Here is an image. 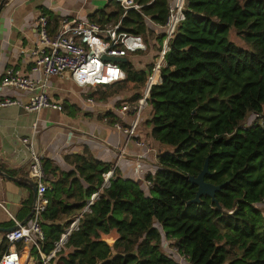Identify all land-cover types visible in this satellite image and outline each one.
Wrapping results in <instances>:
<instances>
[{
	"label": "trees",
	"instance_id": "16d2710c",
	"mask_svg": "<svg viewBox=\"0 0 264 264\" xmlns=\"http://www.w3.org/2000/svg\"><path fill=\"white\" fill-rule=\"evenodd\" d=\"M150 2L135 0L139 9L124 14L108 0L115 9L96 11L88 21L119 23V32L145 37L149 29L159 32L150 22L161 26L168 13V0ZM232 29L249 50L229 40ZM156 40L159 49L162 31ZM169 47L161 83L149 95L150 136L169 150L160 151L158 169L145 179L152 188L145 194L114 170L109 188L69 235L66 248L73 251L55 264H178L161 251L163 240L172 241L188 264H264V0H187ZM120 66L128 81H144L130 63ZM251 113L261 114V123L240 131ZM67 160L74 170L50 181L45 195V255L71 220L56 222L79 214L109 170L89 157ZM205 163V183L220 189L194 202L198 188L188 178ZM52 169L44 171L53 175ZM112 230L118 238L108 246L100 234ZM30 253L39 264L36 250Z\"/></svg>",
	"mask_w": 264,
	"mask_h": 264
},
{
	"label": "crops",
	"instance_id": "0c3cea01",
	"mask_svg": "<svg viewBox=\"0 0 264 264\" xmlns=\"http://www.w3.org/2000/svg\"><path fill=\"white\" fill-rule=\"evenodd\" d=\"M99 5L100 2L92 0H8L0 10V79L7 69H17L30 79L39 78L30 74L29 68L30 50L36 43L35 21L41 13L51 17L49 24L53 30L62 18L88 21V17L98 11ZM158 31L153 40L147 39V54L131 56L127 60L134 71L145 74L143 82L126 79L113 87L80 89L71 83L68 75L51 77L47 93L54 103L61 105L62 112L42 109L34 114L17 106L0 109V166L4 167L0 171L3 174H0V230L14 229L16 223L28 227L32 222L31 207L36 196L29 187L30 153L20 139L30 140L33 149L44 156L46 171L55 169L53 175L45 173L49 182L61 173L73 171L74 165L67 157L76 155L89 157L109 169L114 168L122 180L136 183L147 194L145 179L158 169L157 157L137 147L133 139L128 141L125 135L114 129V123L127 125L131 119L115 113L114 109L121 104L133 103L141 96L146 74L157 52L154 45L159 46L156 38L161 31ZM28 97L26 92L0 87V99L25 100ZM87 98L93 99V105L86 103ZM150 115L149 109L141 117L135 139L159 154L160 151H169L151 138ZM72 217L62 216L56 223L64 224ZM5 233L0 232V247L3 243L6 245L1 256L8 248ZM117 238L115 230L100 234V240L107 242L108 246H112ZM16 249L22 264H36L30 247L18 243ZM72 251L70 248L67 255Z\"/></svg>",
	"mask_w": 264,
	"mask_h": 264
},
{
	"label": "built area",
	"instance_id": "2783aa9c",
	"mask_svg": "<svg viewBox=\"0 0 264 264\" xmlns=\"http://www.w3.org/2000/svg\"><path fill=\"white\" fill-rule=\"evenodd\" d=\"M114 1L123 9L124 14L129 10L139 9L135 0ZM186 5L187 0H168V13L164 24L160 26L150 22L152 27L162 31L163 41L153 58L142 94L135 102L121 104L114 109V112L122 117H131L127 125L114 123V129L125 135L128 141L133 139L137 147L144 148L147 153H153L157 159L159 153L149 148L146 143L135 139V136L141 117L150 109V91L161 83V69L166 67L165 57L170 50V43L185 20ZM119 26L118 23L101 27L96 23L77 18H62L56 28L51 30L49 17L41 13L35 21L36 43L30 50L29 68V73L38 75L39 78L30 79L17 69H7L0 79V87L26 92L29 97L25 100L0 99V109L17 106L34 114L42 109L62 112L61 105L54 103L47 93V83L51 77L68 75L71 83L80 89L113 87L126 81V72L120 66L122 63L106 61L104 58L123 59L126 63L131 56L147 54L149 48L142 36L119 32ZM86 103L93 105L94 102L93 99L87 98ZM261 119V114L251 113V119L244 120L238 129L242 132L248 131L251 127L260 124ZM20 140L30 153L28 178L36 185V198L31 207V225L24 227L16 223V229L5 233L4 240L8 248L2 254L0 264H22L21 255L16 249L18 243L30 249L34 248L40 259L39 264H55L61 256L69 253L70 248H66L68 237L72 232L78 231L82 216L91 212V207L103 191L109 188L114 168L102 174L99 189L86 200L81 212L72 217L70 225L54 243L51 252L45 255L40 250V242L44 239L40 226L41 218L49 205L45 195L50 191V182L44 171L45 158L33 149L30 140ZM123 153L122 150L121 154ZM146 186L150 189L152 183L146 181ZM165 243L167 245L168 240H165ZM172 251L178 258L185 259L176 248Z\"/></svg>",
	"mask_w": 264,
	"mask_h": 264
},
{
	"label": "rangeland",
	"instance_id": "374dc122",
	"mask_svg": "<svg viewBox=\"0 0 264 264\" xmlns=\"http://www.w3.org/2000/svg\"><path fill=\"white\" fill-rule=\"evenodd\" d=\"M92 1H94L95 3L100 2L101 5L98 6V8H99L98 11H104L106 14H109L111 11H113L115 9V7L108 5V0H92ZM156 35H157V32H155L152 29H149V31L147 32V34H145V37H143V38L153 40L156 37ZM229 40L232 41L237 47H239L243 50H249V47L247 45H245L241 40H239V38L236 36L233 29L230 32ZM154 48L155 49L157 48V50H158L157 45H154ZM249 119H251V114L248 115L245 120H249ZM259 207L262 208L263 216H264V205H259ZM103 239H105V237H103ZM106 244H108V243L106 242ZM175 248L176 247L172 241H168V244L166 245L165 240H163V243L161 246V251L165 255L176 260L178 264H188L185 259H183L181 257L178 258V257L174 256L175 253H173L172 250H174Z\"/></svg>",
	"mask_w": 264,
	"mask_h": 264
},
{
	"label": "water",
	"instance_id": "95a60500",
	"mask_svg": "<svg viewBox=\"0 0 264 264\" xmlns=\"http://www.w3.org/2000/svg\"><path fill=\"white\" fill-rule=\"evenodd\" d=\"M8 0H1L0 2V10L2 8V6L7 2ZM104 60L106 61H113V62H120V63H124L125 60L123 59H111V58H104ZM21 141V140H19ZM22 143V142H21ZM23 144V143H22ZM24 145V144H23ZM0 174H2L0 172ZM208 174V170H207V163H205L204 167H203V170L196 176V177H189L188 178V181L191 183V184H194L197 186V193H196V198L194 200V202H197L198 201V198L202 195H207L211 198H213L214 196V193L217 192L219 189H220V186H213V185H210V184H207L205 183L204 181V177ZM3 175V174H2ZM7 177V176H6ZM29 187L33 190V192L35 193V196H36V185L32 182V181H29ZM16 229V228H14ZM14 229H9V230H0V232H10Z\"/></svg>",
	"mask_w": 264,
	"mask_h": 264
},
{
	"label": "bare ground",
	"instance_id": "6f19581e",
	"mask_svg": "<svg viewBox=\"0 0 264 264\" xmlns=\"http://www.w3.org/2000/svg\"><path fill=\"white\" fill-rule=\"evenodd\" d=\"M107 240V239H106ZM21 263H22V259H21Z\"/></svg>",
	"mask_w": 264,
	"mask_h": 264
}]
</instances>
